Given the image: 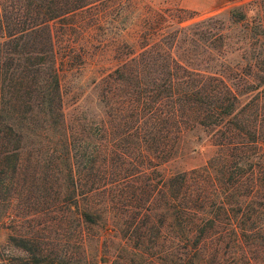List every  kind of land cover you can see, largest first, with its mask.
<instances>
[{
	"label": "trees",
	"instance_id": "16d2710c",
	"mask_svg": "<svg viewBox=\"0 0 264 264\" xmlns=\"http://www.w3.org/2000/svg\"><path fill=\"white\" fill-rule=\"evenodd\" d=\"M1 1L0 203L9 204L14 179L30 172L23 161L29 144L38 145L42 156L50 153L63 161H83L89 154L82 148L72 152L50 23L95 3L108 4L119 17L128 7L122 0ZM224 16L192 21L186 10L166 8L141 17L136 46L116 47L120 62L102 81L111 111L107 122L96 124L103 135L92 150L97 158L115 155L123 162L132 156L131 177H160L159 210L164 225L179 230L180 255L191 248L204 264L211 258L224 264L227 253L235 256L231 244L246 242V249L241 246V255L236 254L253 264L247 252L264 254V128L258 120L256 84L245 91L243 73L225 63L228 54L237 52L250 77L258 61L264 64V0L231 7ZM212 63L223 66L222 73L205 69H213ZM249 92L254 95L243 99ZM194 127L211 132L214 154L201 167L162 175L157 167L171 156L180 135ZM56 145L59 151L52 149ZM86 166L81 167L83 179L90 174ZM144 188L152 198L151 185ZM147 211L134 212L138 226L127 234L138 244L153 222V209ZM166 234L160 229L152 236L166 239ZM25 253L27 261H45L29 247ZM234 259L232 264H238ZM0 264H18V259L0 253Z\"/></svg>",
	"mask_w": 264,
	"mask_h": 264
},
{
	"label": "rangeland",
	"instance_id": "374dc122",
	"mask_svg": "<svg viewBox=\"0 0 264 264\" xmlns=\"http://www.w3.org/2000/svg\"><path fill=\"white\" fill-rule=\"evenodd\" d=\"M248 1L122 0L128 9L121 17L110 10L108 4L96 6L95 3L88 9L75 11L50 23L60 75L62 109L72 152L82 148L85 155L89 154L83 157V161L76 162L55 159L49 153V162L44 153L42 156L37 152L38 145L27 146L23 161L30 172H22L14 179L12 201L9 204L0 203L2 255L15 256L18 264H23L19 259H25L27 264H204L201 255L195 258L191 248L180 255L179 230L171 222V228L164 225L159 210L162 204L159 176L131 177L132 164L136 163L132 156L126 157L123 162L115 155L104 159L93 154L96 139L103 135L96 129V124L107 122L111 111V98L102 81L120 62V52L116 47L124 43L136 46L142 29L141 17L166 8H180L190 13L193 21L215 14L224 16L231 7ZM2 5L0 0V18ZM226 22L230 24V21ZM229 29L235 32L232 25ZM1 35L4 34L0 31V42L4 39ZM232 47L230 50H233ZM226 59L225 65L243 73L241 82L245 91L256 84L254 94L259 97L258 120L264 128V64L258 61L250 77L245 62L237 52L228 54ZM211 66L213 69H205L222 73L223 66L220 67L219 63H212ZM230 75L223 73L229 82L233 81ZM254 94H244L243 99ZM58 147L56 145L52 149L59 151ZM44 148L40 146V150ZM63 149L62 152H66L65 147ZM215 149L210 131L202 127L187 129L177 140L171 156L157 170L167 175L201 167ZM84 163H87L90 173L87 178L85 175V179L81 178ZM145 185H151L154 190L152 198H147ZM149 208L153 209V222L147 238L139 245L136 239H129L128 236L138 226L134 212L143 213ZM143 223L140 221L141 225ZM157 229L169 231L166 239L153 238L152 235L158 233ZM231 245L235 256L233 252L227 253L224 264H232L233 257L238 264H246L245 259L236 253L239 251L241 255V246L246 249L248 244ZM28 247L45 261H27L25 249ZM247 256L253 264H264L263 253L251 250ZM206 264H215V261L211 258Z\"/></svg>",
	"mask_w": 264,
	"mask_h": 264
}]
</instances>
